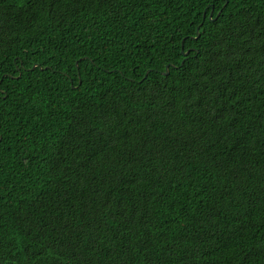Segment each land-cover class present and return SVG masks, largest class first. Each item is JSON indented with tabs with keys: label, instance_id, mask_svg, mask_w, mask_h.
<instances>
[{
	"label": "trees",
	"instance_id": "obj_1",
	"mask_svg": "<svg viewBox=\"0 0 264 264\" xmlns=\"http://www.w3.org/2000/svg\"><path fill=\"white\" fill-rule=\"evenodd\" d=\"M262 213L264 0H0V264H264Z\"/></svg>",
	"mask_w": 264,
	"mask_h": 264
},
{
	"label": "snow or ice",
	"instance_id": "obj_2",
	"mask_svg": "<svg viewBox=\"0 0 264 264\" xmlns=\"http://www.w3.org/2000/svg\"><path fill=\"white\" fill-rule=\"evenodd\" d=\"M215 63V62H213ZM219 73H212L210 68L205 69L199 76V79L194 80L195 88L193 89L190 87L187 92V97L186 99H183V105H180V107L186 106V111L188 116H192V121L195 122V116L192 114L195 113L196 116H202L204 112L202 110L206 109V106L209 103L210 96L213 92V86L215 81L219 78ZM200 81H204V85L201 86ZM173 93L177 94L179 93V89H173ZM153 97H154V102H153V107H155V101L163 100L166 107L170 110H176L178 108V103L175 98V95L172 98H166L161 94L160 90H153ZM219 115V114H217ZM182 120L187 121V117L182 115L181 116ZM129 132L131 130L129 129ZM83 168H87L88 165L85 163L82 165ZM124 199H127L125 197ZM106 206L108 208H112V201L108 200L106 201ZM114 213H117V215H113L112 219L116 220V224L112 225L114 228H119L120 227V220L117 218L118 215L124 218H127V212L125 210V206H120V203L117 202V207L113 209ZM58 215V213H57ZM261 222H264V213L261 214ZM101 242H103L101 240ZM95 243V241H93ZM122 243V241H121ZM64 246L61 245L59 250L57 249L56 246L54 245H49L43 252H39L38 256L43 262V264H62V261L64 259Z\"/></svg>",
	"mask_w": 264,
	"mask_h": 264
},
{
	"label": "water",
	"instance_id": "obj_3",
	"mask_svg": "<svg viewBox=\"0 0 264 264\" xmlns=\"http://www.w3.org/2000/svg\"><path fill=\"white\" fill-rule=\"evenodd\" d=\"M210 17H212V13L210 14ZM198 32L200 33V29H199V27H198ZM183 51V53H184V55H187L188 53H189V51L190 50H188V51H184V49L182 50ZM37 66V64H35L34 66H33V68H35ZM78 66V65H77ZM168 71H169V66H167V72L166 73H168Z\"/></svg>",
	"mask_w": 264,
	"mask_h": 264
}]
</instances>
